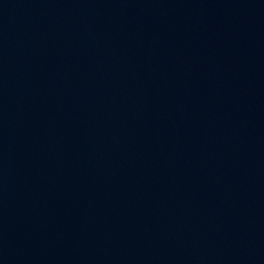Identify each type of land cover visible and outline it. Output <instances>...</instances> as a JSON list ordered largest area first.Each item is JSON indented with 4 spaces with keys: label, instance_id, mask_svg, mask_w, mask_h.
Segmentation results:
<instances>
[{
    "label": "water",
    "instance_id": "water-1",
    "mask_svg": "<svg viewBox=\"0 0 264 264\" xmlns=\"http://www.w3.org/2000/svg\"><path fill=\"white\" fill-rule=\"evenodd\" d=\"M0 264H264V0H0Z\"/></svg>",
    "mask_w": 264,
    "mask_h": 264
}]
</instances>
